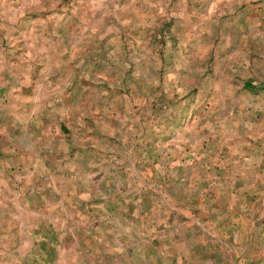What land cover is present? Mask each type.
Wrapping results in <instances>:
<instances>
[{
    "label": "rangeland",
    "instance_id": "374dc122",
    "mask_svg": "<svg viewBox=\"0 0 264 264\" xmlns=\"http://www.w3.org/2000/svg\"><path fill=\"white\" fill-rule=\"evenodd\" d=\"M0 264H264V0H0Z\"/></svg>",
    "mask_w": 264,
    "mask_h": 264
},
{
    "label": "trees",
    "instance_id": "16d2710c",
    "mask_svg": "<svg viewBox=\"0 0 264 264\" xmlns=\"http://www.w3.org/2000/svg\"><path fill=\"white\" fill-rule=\"evenodd\" d=\"M245 87H246V88H249V89H254L256 86H255L253 83H251V82H247V83L245 84Z\"/></svg>",
    "mask_w": 264,
    "mask_h": 264
}]
</instances>
